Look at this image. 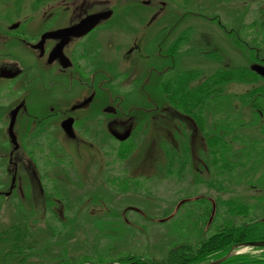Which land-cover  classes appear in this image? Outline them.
I'll return each mask as SVG.
<instances>
[{
	"label": "flooded vegetation",
	"instance_id": "1",
	"mask_svg": "<svg viewBox=\"0 0 264 264\" xmlns=\"http://www.w3.org/2000/svg\"><path fill=\"white\" fill-rule=\"evenodd\" d=\"M17 1L11 7L19 14ZM20 1L23 4L24 0ZM44 2L38 8L35 2L33 8L29 4L32 15L9 25L2 16L10 11H0V208L5 203L12 205L17 215L22 207L30 213L40 208L44 214L49 210L55 214L61 207L64 212L70 206L68 202L62 204L60 194L69 192L78 195L80 212L81 208L88 210L85 204H99L103 194L100 189L107 195L133 194L132 189L135 193L146 192L153 187L148 180L159 176L163 168V154H142L140 145L150 130V140L158 137L166 160L165 150H173L170 158L177 175L193 169L209 173L211 160L205 138L210 134L212 117L204 111L200 124L181 113L177 108L179 88L188 89L189 94L196 84L195 73L200 80L218 69L243 68L245 64L249 80L264 81L252 69L253 64L264 66V26L250 25L264 21V6L239 9L236 15L241 20L236 27L223 23L217 14L209 17L216 24L215 39L224 41L227 47L230 42L239 52L238 63L229 65L221 47L209 52L194 48V27H181L183 15L179 12L167 23L164 15L155 20L159 12L153 13L144 22L147 28L135 34L132 45L119 55L123 42L116 44V29H126L128 19L123 24L112 15L86 34L64 40L65 36L53 32L105 10V3ZM137 13L127 10L124 16L131 14L143 22L144 15ZM153 20L156 26L151 28ZM134 29L129 28L125 36ZM137 45L140 50L134 48ZM137 51L141 56L138 60L133 55ZM202 59L209 61L201 64ZM201 65L208 70L206 75ZM169 89L174 103L166 99ZM196 134L201 139L198 146L192 140ZM165 138L169 144H164ZM138 155V165L149 162L150 173L155 175H132L126 165ZM196 161L199 167L194 168ZM57 219H61L60 213ZM25 220L22 216V222L14 224H27ZM15 237L0 235V241L8 245L2 238ZM25 237L31 246V234ZM10 251L8 246L2 262L18 256L6 255Z\"/></svg>",
	"mask_w": 264,
	"mask_h": 264
},
{
	"label": "rangeland",
	"instance_id": "2",
	"mask_svg": "<svg viewBox=\"0 0 264 264\" xmlns=\"http://www.w3.org/2000/svg\"><path fill=\"white\" fill-rule=\"evenodd\" d=\"M33 1L37 8L41 6L40 4L44 5L46 3L44 0H24L22 4L18 0L16 8L19 14H17L14 7H11L13 3L16 4V0H0V11H10L7 15L2 16L3 22L9 25L10 22L19 20L18 18L24 19V15H32L29 4L33 8ZM99 1L101 4L105 3L103 4L105 7L113 10V18L120 19V22H123V24L126 19L129 20L130 27L128 26L120 32L116 29L118 39L116 44L123 42L120 45L122 50L117 51L119 55L132 45L135 34L140 35L139 33L147 28V24L144 25V22L153 13L159 12L154 18L155 20L164 15L165 23L170 21L172 15L182 14L183 21L181 22V27L187 25L194 27V48L209 52L214 47H221L225 54V56L223 54L224 60L229 65L238 63L239 52L230 42L232 46L228 43L229 46L227 47L223 44L224 41L215 39L217 35L216 24L215 22H210L209 17L217 14L223 23L230 27H236L241 20V18H238V14L236 15L239 9L246 11L264 6V0H246L248 2L246 5L243 4L244 0H222V2L219 0ZM103 5H99V8L104 7ZM96 7L98 6L93 7V9H96ZM127 10H134L140 16L144 15L143 22L138 21L137 17L131 14L130 16H124V12ZM126 13L128 14L129 12ZM40 14L39 12L37 16L39 17ZM155 20L150 24L151 28L156 26ZM129 28H135V31L132 30L126 37L125 34L130 32ZM107 31L108 29L104 30V35H107ZM137 43L141 45L140 40ZM140 45L134 48H139L140 50ZM111 48L113 49V47ZM117 52L115 54L118 57ZM133 55L137 60L141 57L139 56L140 51L133 53ZM207 60L202 59L201 64H205ZM142 61L137 62L143 63ZM244 62L246 63V60ZM200 67L206 75L208 70H205L204 65ZM155 83L156 81L151 84L153 89L156 87ZM262 84V80H257L252 84L230 83L225 90L226 93L235 95L245 92L251 85L259 86ZM260 99V103L264 108V96ZM230 105L231 119H237L236 117L239 118L241 116L239 121H244L241 127H238V125L233 126L230 138L231 140H237H232V148L235 151H239L241 148L250 147L255 139L257 143L264 144V132L260 131L263 118L256 125L252 124V126H248L246 124L253 118L249 108L241 106L235 99H231ZM151 132L152 130L149 131L145 141L140 145L143 148L142 154L151 152V157H155L157 153L159 156L163 154V168L160 174L158 173L159 176L148 180L149 186H151V183L153 184L152 188L145 190V193H135L132 189L133 194L115 193L108 195L105 194L104 190L100 189L104 195L101 194L99 204H93L94 206L85 204L83 207H88V210L80 206V212H77L79 210L78 195L69 192L60 194L62 196L60 201L62 204L63 202L65 204L68 202L70 208L65 207L63 209L64 212H62L61 207L57 209L55 214L50 210L44 214V211L40 208L30 213L28 208L22 207L23 209L19 210L20 214L17 215L13 210L14 207L5 203L0 208V235L9 229L11 224L21 221L22 216H24L26 218L25 222L27 225L29 223L28 226L30 227L31 238L28 240L31 248L6 262H2L1 258L8 249V245L0 241V264H81L84 260L88 262L102 259L103 257L116 258L130 253L142 254L145 257H160L163 249L166 250L171 246L183 242L194 245L197 241L212 232V229L208 231L204 230L205 221L207 222L209 217L206 206L208 202H206V205H200L199 200L195 201L196 197V199L200 197L209 199L208 207L209 205H213L214 199L219 203L220 207L218 206L217 217L212 222L214 225H219L221 219L230 216L223 211L225 206L224 203L219 202L220 199H230L237 203H253L256 201V196L264 195V187L260 182L264 178V163L263 167L260 166L255 172L246 175L245 170H247V165L243 169L237 168L233 174L223 173L219 177L216 175V168L212 164L210 168L215 178L210 176V172L207 174L204 169H202V172H195V169L190 170L191 173L182 171L179 173L180 175H177L171 169L172 158H167L166 160V157H164V152L158 143V137L153 136V139L150 140ZM161 134L163 136L166 135V131H161ZM165 139L167 142L164 144H169L168 139ZM192 140H195V145L197 146L201 143L199 134H196ZM240 140L244 141V147L243 144L241 147L242 142ZM260 144H257L256 147L259 148ZM140 146L139 148L141 149ZM239 154L237 152L234 155V161L240 158ZM140 159L141 156L139 155L133 157L126 165L128 169L132 170L134 177L151 174L152 170L147 165L149 162L147 164L145 162L141 163L139 166ZM198 164V161H196V164L193 163L194 168L199 167ZM249 164L250 162H248ZM136 165H138L137 168H135ZM196 178L201 179L200 182ZM209 178H211V181L207 186L206 180L208 182ZM215 181L219 182V186L213 185ZM65 196H68V200H64ZM214 209L213 207L212 210ZM252 212L248 216H258L253 210ZM59 213L61 219H57ZM234 219L239 223L245 221L242 219V216L234 217ZM252 248L239 247L233 251V254L247 253Z\"/></svg>",
	"mask_w": 264,
	"mask_h": 264
},
{
	"label": "trees",
	"instance_id": "3",
	"mask_svg": "<svg viewBox=\"0 0 264 264\" xmlns=\"http://www.w3.org/2000/svg\"><path fill=\"white\" fill-rule=\"evenodd\" d=\"M186 1V0H185ZM222 2V0H219ZM244 2H247L244 0ZM248 25V24H247ZM250 25L264 26V21L251 23ZM249 69L247 67L228 66L218 69L210 74L205 79L198 80V73L194 77L196 84L189 94L188 89L179 88L178 96V110L190 117L195 118V122L200 123L204 111L212 117L210 134L206 136V147L210 155L212 166L216 168V175L222 176L223 173L233 174L238 168L246 167V174H251L258 170L264 163V144L257 143L253 140L252 146L241 148L235 151L232 148V140L230 138L233 126H243V122L239 121L241 116L237 119H231V99H235L241 106L249 108L252 113V120L246 124L252 126L261 122L260 131L264 132V108L261 105V97L264 96V85H251L249 89L241 94L231 95L226 93V87L230 83L236 84H252L257 80H249ZM222 74V76H220ZM166 99L169 103H174L171 95V90L166 93ZM201 124V123H200ZM242 142V140H240ZM247 141V140H246ZM244 147V141L241 147ZM260 144L259 148L256 147ZM173 152L170 147L165 150L166 156L170 159ZM239 152L240 158L233 160L234 155ZM248 162L250 164L248 165ZM174 170L173 168H171ZM210 176L215 178L210 168ZM216 180V179H215ZM209 181L206 180L208 186ZM219 181V180H218ZM213 182L214 186H219V182ZM200 182V181H198ZM264 187V178L260 181ZM212 184V183H211ZM197 198V197H196ZM195 198V201L201 203L200 205L210 202L206 197ZM191 202V201H190ZM224 203L223 211L230 216L224 217L219 221V225H214L212 222L217 217L219 203L214 199L213 205H206L210 218V224L206 228L212 229L211 233L203 237L196 244L192 245L188 242H183L162 250L160 257L151 256L145 257L142 254L130 253L114 257H103L92 261L84 260L81 264H201L210 260L218 259L227 255L233 246L236 244L264 240V195L256 196L255 202L237 203L230 199H220ZM215 208L212 210V208ZM206 210V209H205ZM252 210L258 216H248ZM253 213V212H252ZM242 216L244 222H236L234 217ZM248 216V219H247ZM206 224V221H205ZM213 226V227H212ZM212 227V228H211ZM30 234V227L27 224H13L8 230L1 233V235H16L15 238L9 240L3 239L8 243L10 252L6 255L12 256L14 254L20 255L23 251L31 248L28 242H25V236ZM23 235V236H22ZM22 236V237H21ZM25 237V238H24ZM253 250V251H252ZM250 252L237 253L227 256L219 264H264V247H253ZM156 252V250H155ZM154 255V253H152Z\"/></svg>",
	"mask_w": 264,
	"mask_h": 264
},
{
	"label": "water",
	"instance_id": "4",
	"mask_svg": "<svg viewBox=\"0 0 264 264\" xmlns=\"http://www.w3.org/2000/svg\"><path fill=\"white\" fill-rule=\"evenodd\" d=\"M111 14H112V10H110V9L100 11V12H96V13H93V14L86 16L85 18H83L78 23H76L72 26L63 28V29L58 30V31L53 32V33L62 34L63 36H65L64 40L69 39L70 37L81 36V35L87 33L93 27H95L101 20H105V19L109 18L111 16ZM252 69L264 77V67L262 65L254 64V65H252ZM126 136L127 135L125 134V135H123L122 138H125ZM237 247H264V241L263 240H254V241H247V242L237 244L231 249V251H229V253L226 256L221 257V258L216 259V260H213V261H209V262L204 263V264H219L227 256H229L232 253V250L234 248H237Z\"/></svg>",
	"mask_w": 264,
	"mask_h": 264
}]
</instances>
